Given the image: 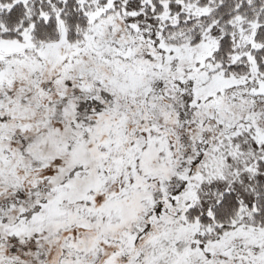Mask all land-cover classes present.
Masks as SVG:
<instances>
[{"label":"snow or ice","instance_id":"1","mask_svg":"<svg viewBox=\"0 0 264 264\" xmlns=\"http://www.w3.org/2000/svg\"><path fill=\"white\" fill-rule=\"evenodd\" d=\"M0 264H264V0H0Z\"/></svg>","mask_w":264,"mask_h":264}]
</instances>
